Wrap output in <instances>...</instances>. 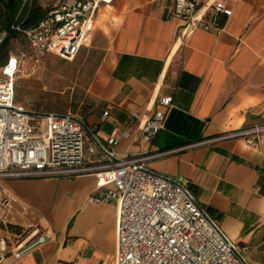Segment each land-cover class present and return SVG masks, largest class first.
Listing matches in <instances>:
<instances>
[{"label":"crops","instance_id":"0c3cea01","mask_svg":"<svg viewBox=\"0 0 264 264\" xmlns=\"http://www.w3.org/2000/svg\"><path fill=\"white\" fill-rule=\"evenodd\" d=\"M172 3L102 5L88 42L64 61L69 68L46 76L41 86L42 77L30 78L35 66L28 62L15 100L29 110L83 116L102 143L120 136L115 149L122 156L173 150L148 166L184 176L246 258L264 264V134L254 146L243 138L192 146L264 122V0H229L233 14L221 17V32L199 28L188 36L181 19L168 17ZM27 92L44 102L33 105ZM167 96L172 104L160 107ZM158 110L163 126L146 141L141 126ZM96 183L93 173L6 179L14 199L0 214L51 238L20 258L8 254L4 263L115 264L118 208L90 201Z\"/></svg>","mask_w":264,"mask_h":264},{"label":"built area","instance_id":"2783aa9c","mask_svg":"<svg viewBox=\"0 0 264 264\" xmlns=\"http://www.w3.org/2000/svg\"><path fill=\"white\" fill-rule=\"evenodd\" d=\"M115 0H57L33 27L15 24L26 47L10 51L0 65V208L6 210L14 197L3 182L10 178L66 177L93 173L97 177L90 201L115 202L118 208L115 264H252L218 221L200 204L182 176H172L148 166V160L173 150L148 155H120L115 146L120 136L102 143L95 129L72 112L29 110L15 100L16 81L28 62L39 63L47 54L72 60L91 35L102 5ZM229 0H173L168 17L184 22L182 35L196 29L221 32L222 16H231ZM0 32V46L6 37ZM173 97L158 105L168 107ZM107 112L104 113V116ZM158 110L141 126L151 141L163 126ZM264 122L224 131L192 146L230 138L258 145ZM0 214V264L8 254L20 258L51 238L48 231L32 230L18 242L9 240Z\"/></svg>","mask_w":264,"mask_h":264},{"label":"trees","instance_id":"16d2710c","mask_svg":"<svg viewBox=\"0 0 264 264\" xmlns=\"http://www.w3.org/2000/svg\"><path fill=\"white\" fill-rule=\"evenodd\" d=\"M48 9L41 4L40 0H0V32L7 34L0 46V65L9 56L11 41L24 39L22 32L13 28V25L19 23L24 27H33L45 17ZM4 230L9 240L15 242L23 239L32 231L20 229L11 223L5 225Z\"/></svg>","mask_w":264,"mask_h":264},{"label":"rangeland","instance_id":"374dc122","mask_svg":"<svg viewBox=\"0 0 264 264\" xmlns=\"http://www.w3.org/2000/svg\"><path fill=\"white\" fill-rule=\"evenodd\" d=\"M57 0H40L41 4L49 8L55 3ZM26 47L24 39H13L10 43V50L12 52H18L23 50ZM67 61L55 54H47L39 63H31L34 65V69H31L30 78L38 81L37 77H42L41 80L39 79L41 86L45 85V78L46 76L53 75L54 73H62V71L69 68L67 64L64 63ZM44 81V82H43ZM47 91V90H46ZM25 96L29 99V102L33 103V105L43 103V96L39 97L36 93L27 92ZM65 98H63L60 102L63 103ZM34 108V107H32Z\"/></svg>","mask_w":264,"mask_h":264}]
</instances>
